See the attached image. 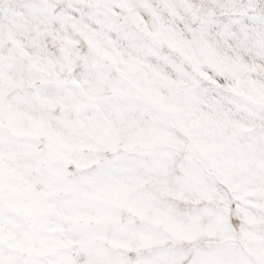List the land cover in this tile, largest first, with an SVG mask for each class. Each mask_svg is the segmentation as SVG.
<instances>
[{"label":"snow or ice","instance_id":"snow-or-ice-1","mask_svg":"<svg viewBox=\"0 0 264 264\" xmlns=\"http://www.w3.org/2000/svg\"><path fill=\"white\" fill-rule=\"evenodd\" d=\"M0 264H264V0H0Z\"/></svg>","mask_w":264,"mask_h":264}]
</instances>
